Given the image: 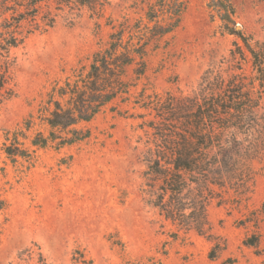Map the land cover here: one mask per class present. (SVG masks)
Here are the masks:
<instances>
[{
	"label": "rangeland",
	"instance_id": "1",
	"mask_svg": "<svg viewBox=\"0 0 264 264\" xmlns=\"http://www.w3.org/2000/svg\"><path fill=\"white\" fill-rule=\"evenodd\" d=\"M102 1L99 14L43 5V12L57 14L55 26L9 50L14 93L0 105V264H264V131L245 138L244 147L257 142L247 191L238 194L227 185L204 191L210 237L165 221L143 192L144 159L159 142L150 127L158 122L153 107L134 104L142 100L139 93L150 104L194 96L207 71L228 80L240 67L250 76L248 60L233 62L238 40L224 28L212 0H186L179 27L148 43L145 76L129 103L118 104L120 114L107 109L80 125L90 137L72 146L30 145L35 134L48 132L43 120L52 90L73 71L88 68L113 28L143 26L156 0ZM224 1L244 35L264 41V0ZM128 76L133 77L131 69ZM18 131L25 133L21 148L32 154L12 162L1 148ZM250 238L257 239L256 246L246 244Z\"/></svg>",
	"mask_w": 264,
	"mask_h": 264
},
{
	"label": "trees",
	"instance_id": "2",
	"mask_svg": "<svg viewBox=\"0 0 264 264\" xmlns=\"http://www.w3.org/2000/svg\"><path fill=\"white\" fill-rule=\"evenodd\" d=\"M220 21L230 35L237 38L231 58L236 64L250 62V76L235 67L224 80L220 73L207 71L198 91L192 97L155 103L140 92V107H153L158 119L151 128L157 132L155 149H149L144 162L145 187L148 203L158 210L165 221L179 230L208 235L204 191L209 186H229L238 194L245 193L252 179L250 162L256 154L245 138L264 131V41L245 36L232 20L233 9L224 0H212ZM56 4L57 11L71 6L86 8L99 14L102 0H0V105L13 97L9 73V50L17 48L35 33H45L56 24L57 14L42 11V6ZM186 0H156L145 14L146 23L121 24L110 35L105 49L93 53L86 70L73 71L62 85L49 95L51 106L43 120L47 134L37 133L30 145L44 149L72 146L90 137L89 130L78 127L88 124L105 110L120 114L118 104L129 103L131 90L146 73V47L152 40L173 33L180 24ZM239 27V28H238ZM131 69L132 78L128 76ZM239 72V73H238ZM25 123L24 130L31 129ZM21 135V136H20ZM22 131L6 136L1 150L8 159L28 160L31 152L21 148ZM256 246L257 239L246 242ZM216 246L210 252L215 257Z\"/></svg>",
	"mask_w": 264,
	"mask_h": 264
},
{
	"label": "water",
	"instance_id": "3",
	"mask_svg": "<svg viewBox=\"0 0 264 264\" xmlns=\"http://www.w3.org/2000/svg\"><path fill=\"white\" fill-rule=\"evenodd\" d=\"M239 28V27H238Z\"/></svg>",
	"mask_w": 264,
	"mask_h": 264
}]
</instances>
